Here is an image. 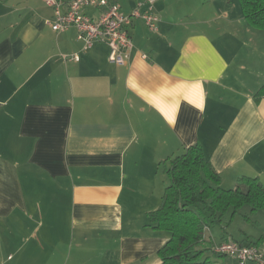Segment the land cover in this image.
<instances>
[{
  "label": "crops",
  "instance_id": "1",
  "mask_svg": "<svg viewBox=\"0 0 264 264\" xmlns=\"http://www.w3.org/2000/svg\"><path fill=\"white\" fill-rule=\"evenodd\" d=\"M110 1L130 15L146 0ZM210 1L156 0L157 30L134 19L117 66L107 44L55 32L43 0H0V264H160L171 236L149 216L191 146L223 189L264 185V30ZM229 214L207 228L214 244L237 241Z\"/></svg>",
  "mask_w": 264,
  "mask_h": 264
},
{
  "label": "trees",
  "instance_id": "2",
  "mask_svg": "<svg viewBox=\"0 0 264 264\" xmlns=\"http://www.w3.org/2000/svg\"><path fill=\"white\" fill-rule=\"evenodd\" d=\"M246 21L264 30V0H239ZM255 99H264V86ZM169 185L161 207L150 213L154 229L168 232L170 239L158 252L160 264H222L227 255L217 254L214 240L206 238L207 228L221 225L231 212L233 220L244 207L264 212V185L258 178L242 177L233 189L220 186V176L207 160L200 145L177 155L166 168ZM249 219V218H247ZM264 235L251 244L259 246ZM224 243V242H223Z\"/></svg>",
  "mask_w": 264,
  "mask_h": 264
},
{
  "label": "built area",
  "instance_id": "3",
  "mask_svg": "<svg viewBox=\"0 0 264 264\" xmlns=\"http://www.w3.org/2000/svg\"><path fill=\"white\" fill-rule=\"evenodd\" d=\"M43 1L54 9L55 18L51 22V27L55 32L61 33L76 28L84 41V51L91 49L96 43L107 44L110 48L109 60L117 66H125L127 56L133 50L134 44L129 27L133 25L134 19L144 20L151 30H157L160 21L154 10L156 0H146L139 4V8L130 15L123 14L120 5L110 0H71L67 5L60 0ZM90 9L100 12L98 18L86 13ZM65 58L79 61L80 55L71 54ZM215 252L232 257L239 264L250 261L264 264V256L258 250L234 242H224L216 246Z\"/></svg>",
  "mask_w": 264,
  "mask_h": 264
},
{
  "label": "rangeland",
  "instance_id": "4",
  "mask_svg": "<svg viewBox=\"0 0 264 264\" xmlns=\"http://www.w3.org/2000/svg\"><path fill=\"white\" fill-rule=\"evenodd\" d=\"M236 2L239 5V1L236 0ZM202 3H205L206 7L208 9L210 8L209 10H215L214 8H216L215 7L216 5L211 3L210 0H207V3L205 2V0H199V4L201 5ZM164 170H165V168L163 167L161 169V172H162L161 174L164 173ZM162 201H163V197H162ZM161 204H162V202H161ZM160 207H161V205H160ZM247 218H249V219H247ZM226 222L228 224L226 223L225 226L228 228L230 234L233 235L237 241H244L245 237H247L248 235L251 237H254V239H256V237H258V236L260 237L261 235L262 236L264 235V212L263 211L252 213L250 211L249 207H244L238 212L235 220L234 219L232 220L231 216L229 214L226 217ZM250 247L255 248L256 250L259 251L260 254H263L260 251L258 246L251 245ZM260 248L264 250V241H262L260 243ZM263 256H264V254H263ZM248 263L259 264L257 262H253V261L247 262L246 264H248ZM225 264H237V263H235L231 258H227L225 260Z\"/></svg>",
  "mask_w": 264,
  "mask_h": 264
}]
</instances>
